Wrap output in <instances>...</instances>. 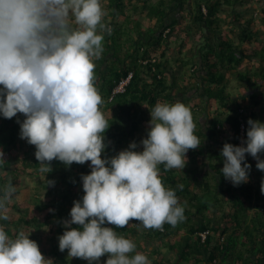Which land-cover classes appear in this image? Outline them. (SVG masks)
<instances>
[{
	"label": "trees",
	"instance_id": "16d2710c",
	"mask_svg": "<svg viewBox=\"0 0 264 264\" xmlns=\"http://www.w3.org/2000/svg\"><path fill=\"white\" fill-rule=\"evenodd\" d=\"M255 2L259 6L254 15L247 14ZM101 4L107 13L104 23L111 29L110 34L103 33L101 58L94 60L95 86L104 101L101 111L110 124L104 134L107 153L102 157L110 159L132 142L142 151L140 141L147 136L150 112L158 102L180 101L188 106L196 124L194 134L201 141L199 148L188 151L183 170L158 165L162 183L175 191L184 208L181 222L175 226L165 223L163 230L146 229L135 220L124 228L105 226L132 240L136 252L150 255L152 264H168L158 247L152 251L144 247V241L158 239L174 255L169 264H264V172L247 154L246 162L251 165L247 183L233 186L220 171L223 145H241L250 118L264 123V0H101ZM135 12L138 17L133 16ZM176 28L184 37L172 41ZM193 32L201 34L202 43L188 59L182 56V47ZM174 43L178 53L169 56ZM172 62L178 65L176 70ZM130 71L124 89L112 95ZM232 77L249 92L232 93ZM192 89L194 94L188 96ZM194 96L198 102L188 105ZM24 118L22 114L12 119L0 115V150L4 153L0 195L9 181L16 189L7 204L9 219H0V225L13 238L20 231L31 233L29 238L53 264L72 260L73 264H88L83 259H67L57 242L73 202L84 195L81 175L90 173V161L67 167L54 160L52 171L41 173L35 146L20 138L17 121ZM30 170L36 176L33 192L29 200L17 201L21 178L24 174L29 178ZM47 180L54 184L47 185ZM42 192L49 201L41 198ZM47 227L54 235H39ZM107 258L101 257L100 264Z\"/></svg>",
	"mask_w": 264,
	"mask_h": 264
},
{
	"label": "clouds",
	"instance_id": "9594fccd",
	"mask_svg": "<svg viewBox=\"0 0 264 264\" xmlns=\"http://www.w3.org/2000/svg\"><path fill=\"white\" fill-rule=\"evenodd\" d=\"M106 15L101 0H0V115L25 117L17 121L20 138L35 146L41 173H50L54 160L67 167L90 161V173L81 175L84 195L63 221L59 251L88 264H100L106 255L105 264H151L114 227L135 220L146 229L163 230L165 223L181 222L184 208L162 183L158 165L183 170L188 151L201 141L188 106L158 102L140 141L142 151L132 142L110 159L102 157L110 124L101 111L94 60L104 51L103 33L111 32ZM130 76L131 71L123 79ZM247 124L242 144L225 143L220 152V171L233 186L249 181L246 154L264 172V123L250 118ZM15 191L11 181L2 189L0 219H9L7 204ZM30 234L20 231L13 238L0 225V264H53Z\"/></svg>",
	"mask_w": 264,
	"mask_h": 264
},
{
	"label": "rangeland",
	"instance_id": "374dc122",
	"mask_svg": "<svg viewBox=\"0 0 264 264\" xmlns=\"http://www.w3.org/2000/svg\"><path fill=\"white\" fill-rule=\"evenodd\" d=\"M259 6V4H258V2H255L254 4H252V6H250L251 8L249 9V12L247 13V14H252V15H254V12H255V10L257 9V7ZM227 10H228V8H227ZM133 16L134 17H138L139 16V13L137 12V14H136V12L133 14ZM257 23H258V25L260 26V28H263L262 27V25H261V23H260V20H258L257 21ZM184 34H183V32L180 34V31H179V29H175L174 30V32L171 34V36H170V40H182V38L184 37L183 36ZM177 44L179 43V41H175ZM202 43V39H201V34L200 33H194L193 32V34L190 36V38L188 39V41H184V46L182 47V56H184V55H186V58H187V56H188V59H190V56L189 55H193L194 53H195V50H197L198 48H197V46H198V43ZM176 43H174V44H172L171 46L173 47L174 46V49H172V51H170V50H168V55L169 56H171V55H173V56H175L177 53H178V51H177V44ZM250 47V46H249ZM197 48V49H196ZM172 66H173V68H174V70H176L177 69V67H178V65H176L175 64V62H172ZM186 72V71H185ZM187 76V75H186ZM232 82H233V84L235 85V87L234 88H230L231 90V92L232 93H234V94H236V92H238V91H242L243 93H247V92H249V91H245L246 89H245V86H242V88H240V86H241V84L237 81V79L235 78V77H232V80H231ZM244 85V84H243ZM240 88V90H238ZM245 89V90H244ZM194 92H195V89H192V90H190L189 92H188V96H190V95H193L194 94ZM198 98H197V96H194L190 101H189V104L188 105H190V104H195V103H197L198 102ZM249 100V99H248ZM248 103V102H247ZM106 153H107V151H105ZM106 156H107V154H106ZM30 172H31V174H30V176H32V177H30L29 176V178H27L28 177V175H23V177L24 178H21V180H22V182H23V184L21 185L22 187H21V192L20 193H18L17 194V201H25V200H27L29 197H30V195L32 194V192H33V188H32V186H34V184H36V176H35V172H33L32 170H30ZM32 188V189H31ZM42 190H45V189H42ZM43 192H45V191H43ZM40 193V195H41V198H43L44 200H46V201H49V198L48 197H46L45 195V193ZM29 200V199H28ZM23 204L25 203V202H22ZM17 223L18 222H16V223H14L15 225H17ZM141 225V224H140ZM33 231V229H31V232ZM54 235V232H51L50 231V229H48V227H47V229L46 228H44V231H42L41 233H39V235H42V236H44V237H46V238H48L50 235ZM163 242L164 241H162V240H153V241H144L143 243H144V247H147L148 249H150V251H152V249H153V247H158L159 248V250L161 251V253L162 254H164V255H166L165 257H166V260H167V263L169 264V259L171 258V257H174V255L168 250V248H167V246L166 245H164L163 244ZM57 243H59V242H57ZM57 247H58V244H57ZM58 249H59V247H58ZM41 252H42V254H43V251L42 250H40ZM64 255H65V257L68 259L70 256H68V252H67V250H65L64 252ZM145 256H147L146 254H144ZM150 255H148L147 257H148V259L149 260H151L150 259V257H149ZM156 256H158V255H155V257ZM70 260V259H69ZM169 260V261H168ZM73 262H75V260H72V262L71 261H69V262H67V264H73ZM152 264V263H151Z\"/></svg>",
	"mask_w": 264,
	"mask_h": 264
},
{
	"label": "built area",
	"instance_id": "2783aa9c",
	"mask_svg": "<svg viewBox=\"0 0 264 264\" xmlns=\"http://www.w3.org/2000/svg\"><path fill=\"white\" fill-rule=\"evenodd\" d=\"M128 81V77L126 79H122L112 90V95L117 91H122L124 89L125 84ZM111 98V97H110Z\"/></svg>",
	"mask_w": 264,
	"mask_h": 264
}]
</instances>
